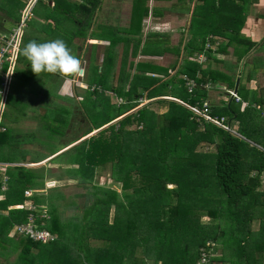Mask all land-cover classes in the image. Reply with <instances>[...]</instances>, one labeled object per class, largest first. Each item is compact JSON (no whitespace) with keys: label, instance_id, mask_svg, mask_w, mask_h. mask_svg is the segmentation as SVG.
<instances>
[{"label":"trees","instance_id":"1","mask_svg":"<svg viewBox=\"0 0 264 264\" xmlns=\"http://www.w3.org/2000/svg\"><path fill=\"white\" fill-rule=\"evenodd\" d=\"M34 1L31 10L43 0H0V11L12 18L14 28ZM101 1L76 0L71 1L72 5L61 6V0H54L51 12L56 14L57 7L61 8L62 16L65 13V18L75 23L76 34L84 35ZM181 1V10L188 13L191 0ZM257 1L196 0L188 27L190 39L185 43L180 39L172 48L162 33H148L142 40L140 22L149 14V9L145 7L138 15L140 5L134 6L126 32L136 36L126 42V45L133 43L131 56H161L167 52L178 56L183 48L186 55L183 63L175 70L176 62L161 67L153 60L146 63L123 60L117 86L125 82L126 90L122 86L120 89L106 85L103 75L90 82V86L96 85L87 92V98L92 103L100 101L99 106L104 111L111 107L116 112L112 118L86 130L80 137L87 136L83 140L69 139L70 144L79 142L49 162L58 165L59 178L77 180L78 186L90 185L92 191L75 195L72 200L64 195L61 187L50 188L43 195L38 191L44 190L45 174L53 173L52 170L43 173L42 168L8 165L3 174L0 172V188L3 175L7 177V190L0 200V264H149V261L196 264L201 249L213 254L215 246L227 249L224 264H264L261 179L264 174V92L255 90L257 97L252 99L241 94L240 89L250 90L241 86L251 77L246 74L249 72L245 71L244 63L242 72L238 70L239 76L234 68L224 72L215 67L220 62L216 53L228 54V48H232L238 64L242 57L256 49L257 44L241 31ZM30 13L32 15V11ZM155 15L161 16V12ZM138 17V25L132 24ZM44 18L53 16L48 13ZM26 22L28 19L25 27ZM217 38L223 41L218 43ZM207 41L210 49L206 50ZM212 46H216V50L212 51ZM201 53L207 57L204 64L190 58ZM211 60L214 68H211ZM110 63V59L104 58L102 65ZM170 70H175L172 76ZM182 74L196 82L192 93L187 92L184 80L177 78ZM238 77L237 92L241 102L232 100L234 107L231 103L210 107L211 117H224L226 124L235 120L237 133L229 123L230 131H227L198 118L185 106L202 108L208 97L203 87L207 82L234 89ZM106 90L121 98L122 104L110 103ZM144 96L147 100L158 99L125 114L140 105ZM165 96L179 102L161 98ZM158 105H166L167 110L157 113L151 108ZM54 113L48 114L44 129L59 141L48 156L59 152V144L67 146V141L61 138L67 136L65 129L69 120L65 113L55 110ZM116 118H119L116 122L108 124ZM93 130L98 131L89 135ZM26 138L27 135L5 127L0 132V163L26 162L25 156H13ZM200 145L211 148L198 151ZM35 162L38 160L28 163ZM105 169L109 170L110 185H100L94 180ZM26 190L31 192L29 197L24 195ZM78 197L84 200L76 202ZM25 202L33 208H15ZM60 208H73L75 214L63 219ZM29 217L38 228L53 235V241H32L13 232L16 225L27 223ZM203 217L209 221L204 222ZM217 259L211 256L208 264Z\"/></svg>","mask_w":264,"mask_h":264},{"label":"rangeland","instance_id":"2","mask_svg":"<svg viewBox=\"0 0 264 264\" xmlns=\"http://www.w3.org/2000/svg\"><path fill=\"white\" fill-rule=\"evenodd\" d=\"M104 1H105V3H104L105 7L109 8L110 5L112 7L115 6V5H112V2H115V0H104ZM167 1H169V2H167ZM195 1L196 0L190 1L188 13H185L182 15H180V13H179V15H178V13H177V15L172 13V14H169L167 16L164 15L163 17H160V19L152 20L154 22V24L152 25L153 26L152 29L154 31H157V32H159V31L160 32H167L168 31V32L172 33L169 36L170 47H173V45L178 44L180 39H182V41L184 43L189 41L190 36L188 34V27H189L190 19H191L192 6L194 5ZM45 2H46V0H43L40 3H38L37 6L34 8V10H32V15H30V17H28L27 19L32 20L34 18H41L43 16V10H44V8H46ZM131 2L133 3L134 6L138 3L137 0L131 1ZM185 2H187V0H185ZM257 2H258L257 4H254L251 7V9H250L251 13H253L254 11L256 12L258 10V7H260V8L264 7V2H262L261 0H258ZM108 3H109V5L107 6L106 4H108ZM171 3H178V5H179L178 9L182 8L183 2L181 0H166V1L163 0V1H160L159 5H157V6H159L161 8H164L166 6V8H167L171 5ZM144 4L147 7L146 1H144ZM162 5H164V6H162ZM108 8H104V10L102 11V15H100L101 17H103L104 20L107 19V21L109 23H113L117 26H123L125 24L128 25L131 22L130 13L128 14V12H130V10H127L126 8H122V9L117 8L114 12ZM105 9H107V10H105ZM11 24H12V18L7 17L2 11H0V40L2 39L4 33L6 36L9 34V30L13 27V26H11ZM27 26H28V22H26V27ZM34 26L37 27V29H38L39 24L34 22ZM26 27L23 29V33L27 32ZM69 29H70L69 27H65L64 28V34L62 36H60V37L49 36L50 37L49 39L71 40V38H72L71 34H67V31ZM114 29L115 28L113 26H111L112 32ZM101 30L102 31H108V29H106L104 27H101ZM94 31H96V28L94 29ZM23 33H22V35H23ZM113 33H115V32H113ZM216 41L218 43H220V41H223V39L217 38ZM38 42H40V41H38ZM65 43L68 46V43L67 42H65ZM261 43L264 46V42L262 41ZM132 45H133V43L128 45L129 52L126 53L127 55H129V54L131 55L130 51L132 52V50H133ZM68 48H69V46H68ZM255 48H256V46H255ZM69 49L71 50L72 54L76 56L77 50L72 49V48H69ZM100 49L99 48L96 49L98 54H100V51H101ZM205 49L206 50L210 49L208 46V41L206 42ZM230 49H231V51H230ZM111 50H112V48H110V50L105 53V57L110 59L112 62L113 59L115 58V53L113 51L111 52ZM121 50H122V48H121ZM214 50H216V46H212V51H214ZM123 51H124V49H123ZM134 51L137 52L138 50L134 49ZM228 51L231 53L232 48H228ZM111 53H112V55H109ZM172 54L169 53V55L165 56V59L163 58L160 60L167 61V62L171 61V63L176 61V63H177L176 68L178 69L179 65L183 63V58L186 56L185 52L182 48L180 50V54L178 56H176L175 54H173V55ZM127 55L123 59H126ZM194 56L195 55H192L190 58L193 57L192 58V60H193ZM245 56L242 57V58H244L242 60V62H245V63L248 62L247 64H249L250 60L252 61V57L259 58L260 62H264V48H258L257 47L256 49H254L253 51H250V53L248 55H245ZM215 57L217 59H220L221 60L220 62L222 63V65H224L226 67V69L219 68L221 71L225 70L224 72H228L229 69L231 67L233 68V65L236 63L235 58L231 57L230 55H224V57H222L216 53ZM128 58H130V60H137L138 57L137 58L133 57L134 58L133 59L131 56ZM204 58L206 61L207 57L205 54H204ZM148 61H150L149 58H143L142 59V62H144V63H146ZM205 61L203 62V64L205 63ZM22 62H23L24 66L21 65ZM114 64H115V62H113L112 65H107V66L102 65L103 68H100V70H99V67L97 68L98 65H95L94 63H92V65H90V67H91L90 74H89L90 80L93 81V80L97 79V77L100 78L102 76L101 73L106 75V77H104V78L110 80L111 76L113 75V72H114L113 71ZM210 64H211V68H214L215 63L212 60H211ZM242 65L243 64H240L241 68H243ZM235 66H237V64H235ZM215 67L218 68L217 65H215ZM219 67H220V65H219ZM202 68L206 69L207 66H203ZM245 68H246V66H245ZM248 68H249V65H248ZM257 68L258 67L256 65L252 64V68H251L252 70H255L257 72V70H258ZM117 69H118V66H117ZM237 69L238 68L234 67V71L236 74H237ZM252 73H249V74L252 75ZM117 74H118V71H116L115 75L117 76ZM228 74H230V73H228ZM257 76H258V73H257ZM184 77H186V76L182 74V75H178L177 78L183 79ZM255 78H257V82L259 84V87L260 88H261V86L264 87V75L258 76ZM85 79H84V81H85ZM108 80L105 81V82H107V83H105L106 85H110ZM84 81L83 80L79 81V83H81V85H82L81 87L83 90L86 88V86H88V84L85 83ZM57 84H60V82L52 74L41 73L39 76H36L31 70L30 62L23 55L21 56V61L18 63V66L16 68V77L11 79V81L9 83V95L7 97V100H6L7 101V104L5 105L6 107H4V110H3L2 115H1L2 116L1 121L4 125H5V123L7 125H10L11 121L13 119L18 118L19 121H18L17 126L15 125L16 127L14 126V128H12L13 132L14 133L17 132V133H20L22 135H29L30 137H29V139H26L27 141L25 143H21L19 145V147H17L18 151L13 154V156L17 157V158L25 156L24 159L26 160V162L19 163L18 161H16V162H14L15 164L12 163V165L24 164L23 166H28V165H30L28 162L31 161V158H36L39 156H44L42 158H45L54 150L55 145L59 141V138L55 137L53 135L51 136L49 133H47L46 129H44L47 126V123L49 120L48 114H52V113L55 114L54 110L56 113L58 112L59 114L65 110H69L67 118L70 122V126L65 129V133L67 136L63 139L61 138V141H63V142L67 141V146L65 145L66 147L65 146L62 147L59 144V149H63L62 151L70 148L71 146H73L77 142L83 140L85 137H83L81 139H80V137L84 134V132L86 130L90 129L92 127V125L96 126V125L102 124L103 122L107 121V118H112L114 112H116V111H113V108H111V107H109V110H107V109H105V111L102 110V108L99 106L100 101L92 103L87 97L83 98V99L82 98L79 99L80 101H77V99L74 98L73 96H70V98L73 97V98H71V101L70 100L66 101L63 99H53V97H55V94H58V92H57V89H58L57 86L58 85ZM218 84H216L215 87L214 86H212V87H214L216 89ZM114 85L117 86V83L115 84V82H114ZM124 85H125V82L124 83L123 82L118 83V86L120 89H121V86L124 87ZM93 88H94V86H91L90 91ZM126 89H127V86L124 87V90H126ZM249 89H251V86L249 87ZM219 90L221 92V101L219 102L214 96H212V97H210L211 101H207L209 103V105H211V106H217L218 105L219 106V105H227L228 103H231L234 107V103L232 102V100H230L229 95L226 93V88L219 89ZM240 92H241V94L248 96L247 97L248 99H252L253 97L254 98L257 97L256 93H255V95L253 93V92H255V90L246 91L244 89H240ZM105 95H107V97L109 98L110 103H114L116 106L122 104L123 100H121V98H117V97L113 96L111 94V92L106 90ZM180 97H183V94L181 92H180ZM172 100L179 102V100H177L175 98H172ZM76 103H78L79 106H82V109L84 111V117L86 119H84L83 114L79 110H77L78 107L75 109V106L77 105ZM180 104H182V103H180ZM244 104L245 103H243V105ZM158 106H159L158 108H156V106L155 107L152 106L151 108L157 113H163L167 110L166 105H158ZM244 106H246V104ZM5 108H6V110H5ZM138 108H140V105L135 106L133 109L127 111L125 114H130L132 111H134ZM73 115L77 116V117L73 118L72 117ZM61 116H65V115L61 114ZM225 117H226V121H227L228 120L227 116H225ZM114 122H116V120L109 122L108 124L110 125V123L112 124ZM228 123H229L230 127L236 132L237 122L235 120H233L231 122L228 121ZM228 123L227 124L224 123L225 126H228ZM53 125H54V122H53ZM58 125H59V123H58ZM97 131L98 130H93L89 135H93ZM69 139H79V141L71 142V144H70ZM210 148L211 147L208 145H203V146L200 145L197 148V150L198 151H207V150H210ZM55 155H53V156H55ZM44 164H46V162L44 160H41L40 162L33 163V165H30V166H40V165H44ZM1 167H3V166H0V171L3 170V169H1ZM56 167H58L57 164H52L50 162H49V164H47V169H49V168L55 169ZM108 171H109L108 169L103 170L101 172V175L97 176L94 179L95 182L99 183L100 185H110V178H109ZM60 174L61 173L57 172V171H54L53 173L48 174L46 177L47 180L45 182L44 190L38 191V192L42 193L43 195H46L48 189L53 188V187H61L64 195H66L67 197H69L72 200L71 197H73L75 195H82L86 191H92V186L83 185V184H80L78 186L77 180L67 179L66 177L63 178V176L61 178H59ZM261 179H262V188H264V174H262ZM117 189H118V187H117ZM75 200H76V202H82L84 200V197L83 198L78 197ZM42 204L46 205L45 202H43ZM44 211H45V209H44ZM60 211L61 212L63 211V215H64L63 219H66V220L70 218L71 214H75V212L73 211V208H67L65 210L63 208H60ZM80 214L81 213H78V215H80ZM202 220L204 222L209 221V219L207 217H203ZM216 247L217 246L212 248V250L216 249L213 254L210 251V253L212 255H210L209 259L211 258V256L212 257H218L217 261H215V263H213V264H222V263L224 264L226 261H225V259H224L225 257H223V255H225V253H227V249H224V248L221 249V247L220 248L219 247L216 248ZM13 258L14 257L11 256V259H13ZM149 264H153V262L149 261Z\"/></svg>","mask_w":264,"mask_h":264},{"label":"crops","instance_id":"3","mask_svg":"<svg viewBox=\"0 0 264 264\" xmlns=\"http://www.w3.org/2000/svg\"><path fill=\"white\" fill-rule=\"evenodd\" d=\"M64 1L65 0H61V2H62V3L60 2L62 4L61 6L67 5V4L72 5L71 1L74 2L76 0H66L67 1L66 4H64ZM131 1H135V0H115V2H112V5H115V6L112 7L110 5V7L108 8V7L104 6L105 1L102 0L99 9H97L95 14L93 15V18L91 20V23H90L89 27L85 30V34L84 35H80V34H76V32H75V30H76L75 23L73 21H71V19H69V20L66 19L65 16H64L65 13L62 16L61 12L63 10L61 8L57 7L59 12L56 13V14L53 12V10H52L53 13L51 12V9H53V7H54V0H49V1L46 0L45 4L48 5L49 7H47L45 5L46 8H44V10H43V16L41 18H34L32 20H30V19L28 20V22L30 24L28 23V26L26 27L27 28V32H24L22 37H21L20 51H19L20 53L18 55V58H17V61H16V65H15V68H14V74L11 77V79L16 77V68L18 66V63L21 61L22 50L27 45V43L29 41H33V40L36 41V42L40 41L38 43H44L45 41L46 42L52 41L54 39H49L50 38L49 36H52V37L53 36H56V37L62 36L64 34V28L65 27H69L70 28L67 31V34H71L72 38H71V40H65V39H62V40L68 43L69 48L77 50L76 56L79 57L83 61V67H84L85 70H84L83 74H81L79 76L71 77L70 78V82H66L65 80H62L58 75H54L56 77V79H58L60 84H57L58 85L57 86L58 87V89H57L58 94H55V97H53V99H63V100H66V101H69V100L71 101V98L74 97V98L77 99V101H80L79 99L86 98L88 96L87 92H89L91 86H95L96 85V84H91V86H90V82H92L90 80V78H89L90 69H91L90 65H92V63H94L95 65H98L97 68L99 67V70H100V68H103L102 67L103 60H104V58H106L105 57V53L108 52L110 50V48H112L111 52L113 51L115 53V58L113 59L112 63H110V65H112L113 62H115L114 67H113V71L114 72H113V75L111 76L112 80L111 79L108 80V79L105 78V80H108L110 85H114V82H115V84L117 83V79H118V75H119V72H120V68L123 65V60H125L127 63H129L130 61L137 62V61L142 60L143 58H149L150 60H153L156 64L160 65L161 67H167L169 64L175 63L176 61L171 63V61L167 62V61L160 60V59H163V58L165 59V56L169 55L170 52H167V53H165V54H163L161 56H142V55L138 54V56L134 57V58L138 57L137 60H130V58H128V57H131V55L129 53H128L129 55L126 54L127 52H129L128 45H126V42L128 40L136 37L135 35L131 36L128 33H126L128 31V29H129L130 25H131V22L128 25L125 24L123 26H117V25H115L113 23H109L107 21V19L104 20L103 17H101L100 15H102V11L104 10V8H108V9L114 11V12H115V10L117 8H120V9L126 8L127 10H130V12H128V14L130 13V18H131V15L135 12L134 11V5H133V3ZM137 1H138V4L140 5V7L137 9L136 13L138 15H141L143 13L144 8L146 6L144 5V0H137ZM160 1H163V0H148L147 1V7L149 9V14L146 17L142 18V20L140 22L141 27H142L141 31H142V35H143L142 36V40L143 41H144L145 37L148 35V33H151V32L156 33L157 32V31H154L152 29V27H153L152 25L154 24V22L152 20L160 19V17H163L164 15L167 16V15L172 14V13L176 14V15H177V13H178V15H179V13H180V15L185 14L184 10H181L182 8L178 9L179 8L178 3H171V5L169 7L166 8V6H165L164 8H161V7L157 6V5H159ZM261 1L264 2V0H261ZM167 2H169V1H167ZM34 4H35V1L32 2L30 7L27 9V11L30 10V12H31L32 11L31 9L33 8ZM106 5L108 6L109 3L106 4ZM182 5H183V3H182ZM162 6H164V5H162ZM105 10H107V9H105ZM156 12H161V16L155 15ZM48 13H51L53 18L45 19L44 17ZM34 22L39 24L38 29H37V27L34 26ZM138 22H139V17L136 19V22L133 20L132 24H137L138 25ZM111 26H113L115 28L113 30V32H115V33L112 32ZM101 27H104V28L108 29V31H102ZM93 28L94 29L96 28V31H94ZM11 29L9 30V32L11 31ZM134 30H136V28ZM241 32L246 37L250 38V40L252 42L257 44L256 48L257 47L258 48H264L263 44L261 43L262 41L264 42V7L263 8L258 7V10L256 12L254 11L253 13L250 12L248 14V16L246 18V21H245V24H244L243 29H242ZM157 33H162V34L166 35V37L168 38V41L170 40L169 36L172 34V33L168 32V31L167 32H160L159 31ZM3 36H6L5 33H4ZM1 42H2V40H0V45L2 44ZM176 45H173V46L175 47ZM169 46H170V42H169ZM97 48H99V49L101 48L100 49L101 50L100 54L97 53V51H96ZM121 48H122V50H121ZM123 49H124V51H123ZM132 49H133V45H132ZM230 51H231V49H230ZM130 53H131V51H130ZM109 55H112V53L109 54ZM126 55H127L128 59L127 58L123 59L124 57H126ZM219 55L222 56V57H224V55H230L231 57L235 58V62H236L235 64H237V57L234 55L233 50H232L231 53L228 51V54H224V55L223 54H219ZM243 59L244 58H242L240 60V62L237 64V66H235V64H234L233 68L234 67L238 68L239 71H240V69H241L240 64L244 63L247 66L245 68V71L249 72V73H252V72L253 73H252V75L250 77V81L249 82H245V80H244L241 83L242 84L241 86H244L247 89H249V87L251 86L250 90L263 89V92H264V87L261 86V88H260L259 84L257 82V78H255V77L264 75V62H260L259 58L252 57V61L250 60L249 64H247L248 62L247 63L242 62ZM220 63L221 62L216 64L218 66V68L226 69L225 66L222 65V63L221 64ZM252 64H254V65H256L258 67L257 68L258 69L257 72L255 70L251 69L252 68ZM21 65L24 66L23 62H22ZM219 65H220V67H219ZM248 65H249V68H248ZM117 66H118V69H117ZM238 69H237V73H238ZM175 70H177V68H175ZM175 70H170L171 73H169V75L172 76L174 74ZM116 71H118L117 76L115 75ZM122 72H123V70L121 69V74H122ZM249 73H246V74H249ZM257 73H258V76H257ZM101 74L103 75V77H106L105 74H103V73H101ZM152 76H153V74H152ZM238 76H239V73H238ZM241 77H242V75H241ZM84 79H85V81H84ZM80 80L81 81L83 80L85 83L88 84V86H86V88L84 90L81 87L82 86L81 83H79ZM162 80H165V78H162ZM237 81H239V77L237 78ZM237 81H236V85H237V88H238ZM212 86L215 87V85H212ZM211 87L209 89H206L208 97H207V99L205 101H211L210 97L214 96L220 102L221 101V92H220L219 89H224L225 88L224 84L223 85L222 84L218 85L216 89L214 87H212V88ZM8 95H9V85H8V89H7V97H8ZM70 96H73V97L70 98ZM162 98L163 99H169L170 97L165 96V97H162ZM145 99L146 98L144 96L143 100H142L143 103H141L140 106H142L143 104H145V103H147L149 101L156 100L158 98H154V99H151V100H145ZM170 99H172V97ZM76 104L77 105L75 106V109L78 107L77 110H79L83 114V118L86 119L84 117V111L82 109V106H79L78 103H76ZM5 110H6V108H5ZM68 111L69 110H65L62 113L63 114L65 113L66 115H68ZM72 117L76 118L77 116L73 115ZM118 119L119 118H116L114 120L117 121ZM1 120H2V116H1ZM1 120H0V131L1 132H3L5 130V127H7V126H9L11 128H14L15 125L17 126L18 121H19L18 118H15V119H13L11 121L10 125H7L6 123L4 125ZM69 126H70V122H69L67 128ZM2 128L4 130H1ZM15 133H17V132H15ZM29 137L30 136L27 135L26 139H29ZM26 139L23 140V141L26 142L27 141ZM62 150L63 149H60L59 152L56 153V155L62 153L63 152ZM53 155H55V154H53ZM53 155L47 156L45 158H42L44 156L31 158V160L35 159V160H38V162H40L41 160H44L46 162V164L40 165V166H30V165H33V163H29L30 165H28L27 167H31V168H38L39 167V168H42L43 169V173L48 172L49 169L52 170L53 172L54 171L58 172L57 167L55 169L54 168L47 169V164H49V161L56 156V155L55 156H53ZM38 162H35V163H38ZM19 163H23V162H19ZM0 165L4 166L3 167V171H0V172L3 173L6 170V166H8V165L10 166V165H12V163H7V164L0 163ZM22 165H24V164H22ZM45 175H46L45 177H47V174H45ZM3 177H6V176L3 175ZM46 180H47V178H46ZM46 180H45V182H46ZM2 183H3V180H2ZM6 186H7V183H6ZM0 191H1V188H0ZM1 200H3V199H1Z\"/></svg>","mask_w":264,"mask_h":264},{"label":"built area","instance_id":"4","mask_svg":"<svg viewBox=\"0 0 264 264\" xmlns=\"http://www.w3.org/2000/svg\"><path fill=\"white\" fill-rule=\"evenodd\" d=\"M30 14H31L30 10L25 11L24 16L21 22L18 24V26L12 28L9 34L7 36H3L1 39L2 44L0 45V120L6 104L8 85L11 81V77L14 74V68L20 51V41H21L23 29L25 27V20L30 16ZM193 60L199 63H203L205 61L204 53L195 55ZM183 80L185 82V86L187 87V92L192 93L193 89L196 86V82L187 77H184ZM211 86L212 84L209 82L203 85L205 89H209ZM226 93L229 95L230 100H234L235 102H241V98L239 97L235 89H226ZM140 101L141 103H143L142 99ZM185 106L188 109H190V111H192L193 114L196 115L198 118H203L205 121H209L227 131H230V127L225 126L224 124L225 122L224 117L210 116L211 105H209L207 101L203 102L202 108H199L197 106L191 107L189 105H185ZM2 130L4 129L2 128ZM3 167H1V169H3ZM6 181H7V177H3L0 200L4 198L3 193L7 190ZM24 195L25 197H29L31 195V192L26 190L24 191ZM23 207L25 208L27 207L30 209L33 208V206L28 202H25L23 206L22 205L15 206V208H23ZM13 232L18 233L24 237H27L32 241H37L41 243H47L53 241L54 239V236L51 235L47 230L38 228V226L34 224L32 217H29V221L27 223L16 225L14 227ZM208 253L204 249H201L200 257L196 264H207L209 261L210 251H208Z\"/></svg>","mask_w":264,"mask_h":264},{"label":"clouds","instance_id":"5","mask_svg":"<svg viewBox=\"0 0 264 264\" xmlns=\"http://www.w3.org/2000/svg\"><path fill=\"white\" fill-rule=\"evenodd\" d=\"M22 55L30 62L31 70L36 76L47 73L70 82L71 77L79 76L85 70L83 61L72 54L62 39L44 43L29 41L23 48Z\"/></svg>","mask_w":264,"mask_h":264},{"label":"water","instance_id":"6","mask_svg":"<svg viewBox=\"0 0 264 264\" xmlns=\"http://www.w3.org/2000/svg\"><path fill=\"white\" fill-rule=\"evenodd\" d=\"M237 83H238V81H237ZM235 90H237V85H235ZM111 124V123H110ZM86 138V137H85Z\"/></svg>","mask_w":264,"mask_h":264}]
</instances>
